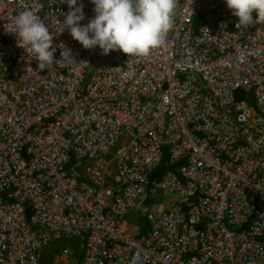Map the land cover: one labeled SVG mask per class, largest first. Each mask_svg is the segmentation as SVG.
I'll list each match as a JSON object with an SVG mask.
<instances>
[{
	"label": "built area",
	"instance_id": "built-area-1",
	"mask_svg": "<svg viewBox=\"0 0 264 264\" xmlns=\"http://www.w3.org/2000/svg\"><path fill=\"white\" fill-rule=\"evenodd\" d=\"M26 8L77 65L40 71L17 46ZM68 11L0 0V264H264V23L178 0L165 46L136 58L84 49Z\"/></svg>",
	"mask_w": 264,
	"mask_h": 264
},
{
	"label": "clouds",
	"instance_id": "clouds-1",
	"mask_svg": "<svg viewBox=\"0 0 264 264\" xmlns=\"http://www.w3.org/2000/svg\"><path fill=\"white\" fill-rule=\"evenodd\" d=\"M66 2L69 11L64 16L61 31L67 28L84 49L99 47L104 56L120 51L127 57L148 58L153 50L165 46L178 0H90L94 5V18L86 25H81L85 19L83 5L77 6V0ZM225 3L232 15L238 17V29L264 23V0H225ZM37 13L26 8L14 18L17 46L33 55L40 71L54 63L76 64L71 49L63 43L58 45L61 59H54L57 50L53 46L54 35ZM80 64L87 65V62ZM76 244L77 249L72 250L81 253L78 242Z\"/></svg>",
	"mask_w": 264,
	"mask_h": 264
},
{
	"label": "crops",
	"instance_id": "crops-1",
	"mask_svg": "<svg viewBox=\"0 0 264 264\" xmlns=\"http://www.w3.org/2000/svg\"><path fill=\"white\" fill-rule=\"evenodd\" d=\"M127 221L129 222V224H127L128 229L137 232L139 234H142L143 231H147L148 230L147 228H149L148 224L146 223L144 214L137 215L135 218H133V220L130 218ZM56 252H58V250Z\"/></svg>",
	"mask_w": 264,
	"mask_h": 264
},
{
	"label": "trees",
	"instance_id": "trees-1",
	"mask_svg": "<svg viewBox=\"0 0 264 264\" xmlns=\"http://www.w3.org/2000/svg\"><path fill=\"white\" fill-rule=\"evenodd\" d=\"M174 167L175 166L169 164V158H168L167 153L165 152L164 156L162 158V161H161L159 167L157 168V170L155 172V177L157 178V177H160L161 175H163L166 172L173 171Z\"/></svg>",
	"mask_w": 264,
	"mask_h": 264
},
{
	"label": "rangeland",
	"instance_id": "rangeland-1",
	"mask_svg": "<svg viewBox=\"0 0 264 264\" xmlns=\"http://www.w3.org/2000/svg\"><path fill=\"white\" fill-rule=\"evenodd\" d=\"M129 219H130V215L126 217L125 220H129ZM58 245H59V249L61 248L77 249V244L75 241H63L61 243H58ZM81 256H82V250H81Z\"/></svg>",
	"mask_w": 264,
	"mask_h": 264
}]
</instances>
